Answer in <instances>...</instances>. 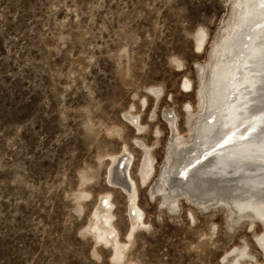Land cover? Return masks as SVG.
<instances>
[{"label": "rangeland", "instance_id": "374dc122", "mask_svg": "<svg viewBox=\"0 0 264 264\" xmlns=\"http://www.w3.org/2000/svg\"><path fill=\"white\" fill-rule=\"evenodd\" d=\"M236 2L0 0V264H264V222L164 181Z\"/></svg>", "mask_w": 264, "mask_h": 264}, {"label": "bare ground", "instance_id": "6f19581e", "mask_svg": "<svg viewBox=\"0 0 264 264\" xmlns=\"http://www.w3.org/2000/svg\"><path fill=\"white\" fill-rule=\"evenodd\" d=\"M232 18L230 29L226 30L210 63L203 91L206 111L195 119L191 139L173 140L177 143L173 154L175 165L167 167L164 181L170 192L177 190L200 204L210 198H216V203L226 201L234 212L252 213L264 222V7L261 0H237ZM147 157L144 156L140 170L142 182L149 179L152 171V160ZM112 162L109 181L127 194L130 209L134 210L132 227L138 226L141 216L135 204L137 188L128 173L130 159L124 153ZM101 212L106 211L101 209ZM94 229L99 233L98 238L106 243L110 241L106 235L110 232L103 234L96 225ZM261 246L264 250V240ZM119 248L115 249L116 258L122 255Z\"/></svg>", "mask_w": 264, "mask_h": 264}, {"label": "snow or ice", "instance_id": "6c2138e0", "mask_svg": "<svg viewBox=\"0 0 264 264\" xmlns=\"http://www.w3.org/2000/svg\"><path fill=\"white\" fill-rule=\"evenodd\" d=\"M261 6L264 7V0H261Z\"/></svg>", "mask_w": 264, "mask_h": 264}]
</instances>
